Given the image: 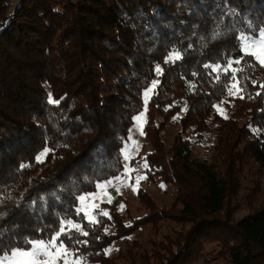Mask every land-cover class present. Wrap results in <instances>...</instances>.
<instances>
[{
  "label": "trees",
  "instance_id": "1",
  "mask_svg": "<svg viewBox=\"0 0 264 264\" xmlns=\"http://www.w3.org/2000/svg\"><path fill=\"white\" fill-rule=\"evenodd\" d=\"M12 1L0 0V241L49 239L68 218L89 232L78 237L86 246H74L86 264H264V201L234 217L242 160L264 177V68L233 64L245 69L233 96L225 86L232 81L214 70L241 55L237 30L249 21L264 27V0ZM217 105L232 114L223 117ZM145 107L150 151L131 165L172 186L173 207L158 208L141 190L147 214L135 218L116 199L104 205L110 218L89 225L76 215V198L125 175L124 150ZM170 123L179 131L167 146ZM212 127L222 163L193 154L192 139ZM163 221L180 227L152 240L151 251L109 255L143 227L158 235ZM207 245L220 250L206 253Z\"/></svg>",
  "mask_w": 264,
  "mask_h": 264
},
{
  "label": "rangeland",
  "instance_id": "2",
  "mask_svg": "<svg viewBox=\"0 0 264 264\" xmlns=\"http://www.w3.org/2000/svg\"><path fill=\"white\" fill-rule=\"evenodd\" d=\"M12 2L15 5L17 0H13ZM150 89L152 90L146 97V103L155 88ZM220 108L223 109V114H221L220 111L218 112L223 117L228 118L230 114H232V111L229 108L223 107L222 105H220ZM147 110L148 108L145 107V110L141 113V115H139L141 119L139 121L136 120V124L131 131V139L128 145H126L128 154L132 157V159L142 154L145 155L150 151V147L147 144L143 133L144 126L147 121ZM178 131L179 129L176 125L172 123L169 124L168 128L163 134V138L167 146H171L173 144L174 138ZM133 141H135L136 144H133ZM217 143V131L215 127H212V129L204 135L202 141L195 142V140L192 139L191 146L194 157L199 161H205L211 164L215 162L222 163V161H219L220 159L218 158L215 149ZM239 149L241 152H243L244 145L242 144ZM131 160H125V162L129 168L134 170L121 177L123 183L113 180V184L120 188L119 193H117L112 187L107 189L108 193H110L113 197L112 202L116 199H120L121 206H123L121 207L122 209L127 208L129 213L135 218L142 217L149 212V210H147L145 206L139 201V192L143 190L147 192L149 197L155 202L158 208L165 209L166 211L172 209L176 198L174 188L170 185H158L157 183H153L140 171L141 168L131 165ZM255 164L256 163L254 161H250L249 158L242 160L240 167V170H243V174L240 178L241 186L238 195L234 198V205L236 207V213L234 215L235 219H240L246 216L251 212L252 207L258 208L259 203L264 201V177L258 179L256 172L259 169H257ZM222 167L223 166L221 164L220 168ZM137 176H144L146 179L141 180L139 184L136 185L135 178ZM256 181H262L260 182L261 189L256 185ZM253 200H255V202L252 206L250 204ZM97 202L99 203V201ZM105 204H107V202L100 203V209L98 210L105 211ZM179 227L180 225H177L172 221H163L161 222V230L158 235H156V231L152 226L143 227L131 238H125L114 243L109 250V255L117 256L119 252H127L128 250L133 251L135 254L149 252L151 251L152 240L162 241L164 236L172 235L176 229H179ZM218 250L220 249L216 245H207L205 247L206 253H212L213 251H216L217 253ZM211 253L207 255V259L215 258L217 255L215 254L214 256L211 255ZM125 261L126 259L121 262L126 263ZM197 264H229V262L224 260V258H216V260H212L210 262L201 260Z\"/></svg>",
  "mask_w": 264,
  "mask_h": 264
},
{
  "label": "snow or ice",
  "instance_id": "3",
  "mask_svg": "<svg viewBox=\"0 0 264 264\" xmlns=\"http://www.w3.org/2000/svg\"><path fill=\"white\" fill-rule=\"evenodd\" d=\"M235 40L241 55L235 60H230L226 66L222 68L217 66L214 69L215 71H223L225 76L232 81L230 85H225L230 96L237 95L239 92L243 91V88L240 87L238 74L245 71L243 68L233 67V64L239 65L244 62L251 67L258 64L260 67L264 68V27H257L254 29L251 21H249L247 30H237ZM174 58L178 60L181 59V56L177 53ZM168 59L173 60V56H169ZM157 72L161 73L162 69L157 67ZM253 82L255 83V81ZM156 83L155 81L153 82L152 88L156 87ZM261 87H264V85H261ZM233 89L236 90L233 91ZM151 90L152 89H148L145 91V97L148 96ZM257 95H259V93H257ZM56 102L58 103V101ZM216 107L217 110L223 114V109H221L219 105ZM135 119L139 121L141 117L138 116ZM133 144H136V142L133 141ZM47 151L48 150H45V153L42 155H46ZM124 152L125 160L130 161L132 157L128 154L127 146ZM37 159L41 160V157H37ZM143 167H147L146 161ZM133 170L134 169L129 168L128 165H125V174ZM143 179H146V177L137 176L135 178V184L138 185ZM113 180L123 183L121 176H115L113 179L98 183L96 188L99 191L82 193L76 198L78 201L76 215L79 216L83 214V219L86 220L89 225L99 224L100 221L97 219L98 216L110 218V214L107 211L97 210L100 209V203H112L113 197L107 191L109 187L114 188V190L119 193L120 188L113 184ZM97 201H99V203ZM0 215L3 214L0 213ZM105 231H107V229H105ZM79 236H89V232L85 230V226L80 222L65 218L61 221L57 231L49 239H25L23 245L14 243L11 246L4 245L3 242L0 241V264H86L85 258L79 253V248L74 247L76 245L86 246L88 244L87 240H81L78 238ZM62 237L67 239L69 243L66 244ZM98 238L99 237H97V239Z\"/></svg>",
  "mask_w": 264,
  "mask_h": 264
}]
</instances>
